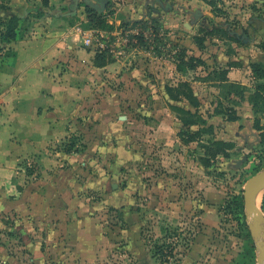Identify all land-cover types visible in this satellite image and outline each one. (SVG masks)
I'll list each match as a JSON object with an SVG mask.
<instances>
[{
	"label": "rangeland",
	"instance_id": "obj_1",
	"mask_svg": "<svg viewBox=\"0 0 264 264\" xmlns=\"http://www.w3.org/2000/svg\"><path fill=\"white\" fill-rule=\"evenodd\" d=\"M150 1V20L117 17L116 28L129 31L131 41L117 57L120 68L95 63L89 70L58 60L50 71L60 80L54 105L33 121L29 115L11 121L19 132L0 143V171L7 172L0 177V264H40L33 253L50 264V254L70 248L96 249L93 264H163L154 251L167 244L174 257L165 264H257L243 190L264 170L254 128L256 120L264 127V105L254 114L258 83L244 74L238 40L256 8L246 0ZM29 7L17 30L37 37L50 17L39 5ZM257 11L264 17V5ZM11 43L0 38V59L13 64ZM230 66L239 70L232 79L245 85L237 78L227 83ZM181 84L191 87L208 125L219 111L250 112L258 138L229 141L219 122L200 141H181L177 108L193 109L166 91ZM50 93L48 87L43 95ZM215 141L233 145L227 158H210ZM9 156L12 164L5 163ZM259 197L264 215V189Z\"/></svg>",
	"mask_w": 264,
	"mask_h": 264
},
{
	"label": "crops",
	"instance_id": "obj_2",
	"mask_svg": "<svg viewBox=\"0 0 264 264\" xmlns=\"http://www.w3.org/2000/svg\"><path fill=\"white\" fill-rule=\"evenodd\" d=\"M3 1V5H6L5 1L7 0H0V4ZM246 1L253 3V8L256 9L253 11L252 21L248 24L245 23L242 27L238 40L243 47L241 67L244 69V74L247 73L250 76V64L264 62V52L261 51L259 46L264 44V17H261L257 11L264 5V0ZM100 2L107 4L108 8L102 14L106 17L107 23L113 26L114 29L111 32H104L107 34L118 32L116 26L121 21L117 17H123L128 22L145 21L151 17L147 8L153 2L150 0H10V3L6 5L7 8L3 5L0 6L2 26H5L11 18H16L20 26L22 24L20 20L22 13L28 14L31 8L29 6L32 4L40 6L37 10L41 9L40 12L44 17H50V23L47 21L48 25L43 28V31H39L37 37L33 34L30 36L28 30L19 34L17 30L19 27L17 26L18 28L15 30L16 39L8 46L14 54V63L11 64L0 59V143L9 141L13 139L12 135L18 134L19 131L15 129L14 123L11 121L19 123L20 120L27 119L24 118L27 115L33 121L38 116L41 108L54 105V100H56L54 92L58 90L60 80H52L50 71L58 60L67 58L74 66L82 69L89 68V70L95 65V55L99 52L96 51L94 46H85L84 32L90 29L86 28L87 20L84 9L88 4L98 5ZM101 53L105 57L111 56V61L105 60L106 63L102 66L103 69L120 68L117 56L109 51ZM227 69L230 71L227 83H235L234 80L238 78L234 76L235 78L232 79L231 76L239 70H235L234 66ZM237 82L242 85L246 84L241 82L240 79ZM48 87L53 92V94L50 93V98L43 95L44 90H48ZM237 115L239 120L235 122H224L222 119L219 121L217 116H213L214 118H211L209 122L212 126H217L221 122L226 132V139L233 142L243 140L247 135L251 136L253 133H257L253 129L250 112L245 114L238 112ZM33 124L35 122L31 123L32 127ZM9 158L5 163L12 164L13 157L9 156ZM3 162H0V166ZM0 177L7 178V172L0 171ZM81 247L84 248V246ZM69 250L70 252H62L58 257H53L50 254V264L54 261H57L58 264H93L96 260H99L94 251L96 249H93L91 254H83V250L80 251V254H75L71 251V248ZM32 258L35 263L38 261L40 264H49V257L44 254L33 253Z\"/></svg>",
	"mask_w": 264,
	"mask_h": 264
},
{
	"label": "trees",
	"instance_id": "obj_3",
	"mask_svg": "<svg viewBox=\"0 0 264 264\" xmlns=\"http://www.w3.org/2000/svg\"><path fill=\"white\" fill-rule=\"evenodd\" d=\"M45 4V1H44ZM108 8L105 2H100L98 5L88 4L84 9V14L86 16L87 25L86 28L90 30H104L111 32L113 31V26L107 23L106 18L103 16V11ZM150 20V19H149ZM18 26V20L16 18H11L7 21L4 26L2 32H0V38L5 43H11L16 39V32ZM264 46V45H263ZM105 55L103 53H96L95 55V63L99 66H103L105 61ZM195 63H199L196 59H190ZM194 66V65H190ZM250 70L252 74V78L255 82L258 83L257 88L255 89L253 99L255 100L253 103L254 107V114H256V107L259 104L264 105V62L263 63H253L250 64ZM169 98L173 101L180 102V103H187L192 109L191 110H184L178 109V113L181 114L178 117L179 121L181 122L184 129H181L178 132V138L183 141L184 143H193L198 142L202 138L204 134L209 135L213 132L212 125H208L205 119L199 113L200 103L198 99L193 95L191 87L188 84H181L176 88H167L166 89ZM242 97V94H240ZM231 112V111H230ZM232 115H225L224 112L219 111L215 113V116L222 115L225 117L226 122H235L239 120L238 115L236 112H231ZM255 129L260 134V144L264 146V127L259 125V121H255ZM193 128H196L194 130ZM231 146H233L230 142L225 143L222 141H215L211 143L210 147L208 148L210 158L212 160H216L218 157L227 158L228 152L231 150ZM162 246V245H161ZM155 247L154 255L155 257H159L161 263L165 264L169 257H174V247L167 244L164 245L165 247Z\"/></svg>",
	"mask_w": 264,
	"mask_h": 264
},
{
	"label": "water",
	"instance_id": "obj_4",
	"mask_svg": "<svg viewBox=\"0 0 264 264\" xmlns=\"http://www.w3.org/2000/svg\"><path fill=\"white\" fill-rule=\"evenodd\" d=\"M263 189L264 170L251 177L246 182L243 190V204L245 213L246 216L251 220L250 224L248 225V229L250 236L258 250L257 264H264V243L261 239V224L264 221V215L258 206L259 194Z\"/></svg>",
	"mask_w": 264,
	"mask_h": 264
},
{
	"label": "built area",
	"instance_id": "obj_5",
	"mask_svg": "<svg viewBox=\"0 0 264 264\" xmlns=\"http://www.w3.org/2000/svg\"><path fill=\"white\" fill-rule=\"evenodd\" d=\"M85 46H94L97 52L109 51L115 56H124L127 48L130 46L129 31L120 29L114 34H107L95 30L84 32Z\"/></svg>",
	"mask_w": 264,
	"mask_h": 264
},
{
	"label": "bare ground",
	"instance_id": "obj_6",
	"mask_svg": "<svg viewBox=\"0 0 264 264\" xmlns=\"http://www.w3.org/2000/svg\"><path fill=\"white\" fill-rule=\"evenodd\" d=\"M260 198V197H259Z\"/></svg>",
	"mask_w": 264,
	"mask_h": 264
}]
</instances>
